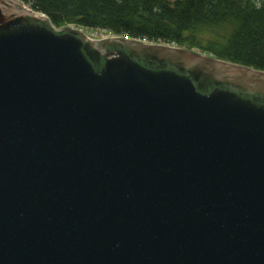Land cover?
Segmentation results:
<instances>
[{"label":"water","instance_id":"water-1","mask_svg":"<svg viewBox=\"0 0 264 264\" xmlns=\"http://www.w3.org/2000/svg\"><path fill=\"white\" fill-rule=\"evenodd\" d=\"M0 264H264V71L0 0Z\"/></svg>","mask_w":264,"mask_h":264},{"label":"trees","instance_id":"trees-1","mask_svg":"<svg viewBox=\"0 0 264 264\" xmlns=\"http://www.w3.org/2000/svg\"><path fill=\"white\" fill-rule=\"evenodd\" d=\"M57 27L196 50L264 71V0H22Z\"/></svg>","mask_w":264,"mask_h":264},{"label":"rangeland","instance_id":"rangeland-1","mask_svg":"<svg viewBox=\"0 0 264 264\" xmlns=\"http://www.w3.org/2000/svg\"><path fill=\"white\" fill-rule=\"evenodd\" d=\"M69 27L78 28V27H74V26H69ZM78 29L82 30L83 33L86 34L88 37H90L92 39H96V40H102V39H106V38H110V37H115L116 36V35L111 34L110 32L103 31V30L102 31L101 30H89V29H82V28H78ZM172 46H175V45H172ZM176 47H178V46H176Z\"/></svg>","mask_w":264,"mask_h":264}]
</instances>
